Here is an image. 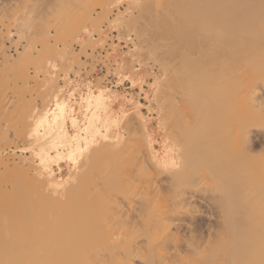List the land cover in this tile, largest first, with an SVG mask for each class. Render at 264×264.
Here are the masks:
<instances>
[{"label":"bare ground","instance_id":"6f19581e","mask_svg":"<svg viewBox=\"0 0 264 264\" xmlns=\"http://www.w3.org/2000/svg\"><path fill=\"white\" fill-rule=\"evenodd\" d=\"M26 1L0 0V8L10 10L15 4L24 13L31 10ZM105 1L93 0L83 11L92 15ZM114 1H124L127 9L142 8L138 10L144 12L142 16L152 12L161 38L169 34L166 16L170 14V45L181 41L190 53L203 47L225 76L221 88L217 93L202 94L198 106L191 97L189 121L175 127L179 139L170 142V149H155L150 118L139 116L136 122L144 155L141 170L134 173L132 161L115 160L104 175L92 174L99 180L94 181L95 190L89 187L94 191L83 201L75 198L78 202L67 206L70 209L51 211L46 219H10L18 206L2 202L24 188L18 183L28 177L30 165L17 170L19 158L14 161L10 153L0 155V168L6 173L0 181V264H264V0H170V8L161 5L163 0ZM42 5L37 12L55 15L65 10ZM67 9L76 13L73 6ZM116 23L115 18L111 25ZM66 26L76 25L67 22ZM18 31L25 33L22 26ZM159 42L165 43L163 39ZM1 57L10 62L7 54ZM63 59L65 53L53 56L51 67ZM159 82L154 75L144 91L150 109ZM92 101L85 90L74 102L51 104V109L38 116V127L32 130L36 142L50 136L39 149L43 156L51 148L63 147L56 156L74 170L76 160L94 142L64 144L60 127L67 118L76 124L78 119L71 111L83 112ZM4 102L0 97V107ZM127 105L124 101L120 110L107 106L105 116L99 117L102 124L96 126V114L87 117L88 126L93 132L97 128L103 138L114 137L112 123L128 112ZM6 115L7 110L0 108V119L6 120ZM9 127L0 125V144H5L0 152L9 143ZM62 167L56 176L42 165L38 176L51 178L52 184L63 182Z\"/></svg>","mask_w":264,"mask_h":264},{"label":"rangeland","instance_id":"374dc122","mask_svg":"<svg viewBox=\"0 0 264 264\" xmlns=\"http://www.w3.org/2000/svg\"><path fill=\"white\" fill-rule=\"evenodd\" d=\"M112 2L113 0L105 1L102 7L96 8L98 13L95 12L92 15L83 9L89 7L88 4L92 5L93 0L84 5L82 3L73 4L71 0H27L25 5L31 10L24 13L16 10L15 4L13 5L15 9L9 10L6 7L2 10L0 8V97L5 100L4 106L0 108L6 109L8 113L6 120L0 119V125L7 123L11 127L8 131V136H11L10 140H7L9 145L7 144L3 149L4 151L1 150L0 155L5 157L10 153L8 156L15 158L14 161L19 158L17 163L21 167L18 165L17 170L26 169L28 164L30 165L27 168L29 171H26L28 177L18 183V185L22 184L26 187L24 186L21 191L18 190L19 192L10 197L8 201L6 199V203H4L5 201L2 202L4 205L11 202V204L18 206L16 216H12L10 219L37 221L44 219L51 211L55 212L59 209L60 212V209L63 208L70 209L67 206L72 207L69 205L78 202H75V198L83 201L88 194H91L90 192L95 190L94 185L96 183L94 181L98 182L96 177L104 175L105 168L117 159L132 161L134 173L138 169L140 171L144 155L141 151L142 137L136 122L139 116L144 114L143 116L150 118L155 149L159 152L164 148L170 149V142L179 139V136L174 132L175 127L189 121L191 97L194 99V105L196 103L198 106L202 94L206 92L217 93L221 88V82L225 76L220 67L215 65L211 57L204 52L203 47H196L190 53V49L181 41L170 45V14L166 16L169 19V34H162L160 35L161 38L157 35L156 24H154L156 18L152 12L147 11L143 14L145 16H142L141 13L144 12L139 13L138 7L127 9V3L124 1L120 4H116L115 1ZM8 4L6 6H9ZM42 4L45 7L65 10L55 15L37 12V8ZM141 5L144 7L143 4ZM161 5L170 8V0H163ZM72 6L75 7L76 13L67 9ZM79 7L82 10H77ZM13 9L15 11H12ZM77 11L80 12L77 13ZM115 18L117 23L112 26L111 23ZM67 22H73L76 26L68 28ZM24 24L26 25L24 26ZM147 25L149 26L146 27ZM21 26L25 29L23 35L19 34L18 31ZM103 30L105 32L115 30L117 31L115 39L118 42L120 40L129 42L131 49L128 53H136V58L131 64L127 61L126 56L121 57V60L116 59L118 56V44L116 43L109 44L111 50L107 51L104 56L95 51L97 46H100V50L104 48L101 46L102 44L100 45L107 39ZM87 35L89 39L86 43L80 44L79 39L83 40ZM93 35H96V38ZM112 39L111 37L110 42ZM162 39L165 43L159 42ZM64 51L66 53L65 62L74 60L76 70L83 68L90 62L89 72L95 70L98 63L104 65L106 71L94 89L88 90L94 101L91 106L83 112L71 111V114L73 113L78 119L76 124L67 118L60 127L64 133L62 138L64 144L85 145L87 141L94 142V144L90 145L85 154L79 156L74 163V170L69 169L68 176L63 177V182L52 184L51 178L47 177V180L46 178L43 180L38 174L41 166L47 165L56 176H59L58 167L60 165L67 167L56 156L63 147H60L59 150L51 148L43 156L39 149L47 145L50 136L43 137L39 142H36L32 130L38 127V116L46 112L49 107L51 109L62 101L68 104L74 102L70 99L72 96L67 97L70 92L68 89H66L65 94L59 95L57 85L52 88L44 87L43 67L49 63L53 56L62 55ZM2 54L10 56V62H4L1 57ZM20 56L23 57L22 60L19 59ZM82 56L84 59L81 58ZM106 56L107 58L111 56L113 62H104L103 58ZM190 57H193V61H189ZM114 66H116L119 83L127 80L132 88L138 87L141 90L142 98L145 101V112L141 113L142 104L139 101L135 102L134 105H138V108L131 113L127 112L121 115L112 123L115 130L111 135L114 137L103 138L96 132L97 128L93 132V129L88 126L87 117L98 114L95 124L99 126L102 124L99 117L105 116L104 111L107 106H113L120 110L124 101L131 103L124 94L117 90H110L109 93L102 92V81L104 77L115 73ZM76 70H72V73H75ZM154 75H158L160 82L153 99L152 109H150L149 100L145 97L144 91L149 88V83L154 81ZM137 77L140 78L136 80ZM95 90L97 93L92 92ZM68 109H70L69 106ZM12 128H14L13 131ZM22 131L25 133L23 134ZM119 132H121V136L117 137ZM176 143L180 147L178 141ZM2 145L5 144L1 143L0 148ZM0 170L4 171L3 168ZM1 171L0 181L3 179L2 176H5L3 175L5 172L1 173ZM36 173L37 177L35 176ZM92 174L96 175L95 179H93L94 175ZM90 175L93 177L91 176L89 180ZM60 176L62 177V173ZM75 176L78 177L77 180L73 179ZM38 177L41 182L36 179ZM65 179L69 181L66 182ZM58 183L60 187H58ZM55 184L58 187H56L58 192L53 190ZM48 187H53V189ZM89 187L94 190L90 191ZM64 211L65 209L61 210L65 213Z\"/></svg>","mask_w":264,"mask_h":264},{"label":"crops","instance_id":"0c3cea01","mask_svg":"<svg viewBox=\"0 0 264 264\" xmlns=\"http://www.w3.org/2000/svg\"><path fill=\"white\" fill-rule=\"evenodd\" d=\"M104 34L107 36V39L105 42H101L100 45L102 44L101 46H103L104 44H107L109 46V44L111 43L112 45L115 43L118 44V56L116 57V59L121 60V57L126 56L127 61L129 62V64H131L133 60L136 58V53L132 52L131 53L132 55L128 53L129 50L131 49L129 46V42H125L123 40H121L122 43L118 42L115 39V36L117 35V31H107ZM93 37L96 38V35H93ZM111 37L113 39L110 42ZM88 39L89 36L87 35L84 37L83 40L79 39V42L80 44H84ZM98 48H100V46L95 47V49ZM107 60L111 63L113 58H111L110 56L109 58H107ZM65 61H66L65 59L59 61L55 68L51 67V63L49 61V63L43 67L44 70L43 76L45 77L44 87L52 88L57 85L59 88L58 89L59 95L65 94L66 89H69L68 91L70 90L72 91L71 92L73 98L72 100L78 99L79 95L81 93H84L85 90H89V89L93 90L94 86L100 82V78L103 76L104 72L103 69H101L100 67H96L95 70L89 72L90 62H88L87 65L84 66L83 68L76 70L74 68V60L68 63H66ZM115 67L116 66H114V70H115L114 74H112L109 78L104 77L101 84L103 85L102 92L109 93L110 90H117L121 94H124L131 102L129 105L126 106L128 113H131L134 110L135 102L139 101L142 104L140 107V111L141 113H144L145 101L142 98L141 90L138 87L132 88L127 80H124L122 83H119ZM72 70H76V72L72 73ZM92 92L97 93L96 90ZM131 107L134 108L132 109ZM62 166L63 167L60 173H62V178H63L68 175L69 169L64 165Z\"/></svg>","mask_w":264,"mask_h":264},{"label":"built area","instance_id":"2783aa9c","mask_svg":"<svg viewBox=\"0 0 264 264\" xmlns=\"http://www.w3.org/2000/svg\"><path fill=\"white\" fill-rule=\"evenodd\" d=\"M103 47H104L103 50H100V48L95 49V51L96 52H100L102 54V56H104L107 51L108 52L110 51V46H108L107 44H104ZM81 58L84 59L83 56ZM103 61L106 62V63L108 62L107 56L103 58ZM97 67H100L101 69H103V72L105 73L106 69H105L104 65H101L100 63H98ZM110 76L111 75H108L106 77L109 78Z\"/></svg>","mask_w":264,"mask_h":264}]
</instances>
